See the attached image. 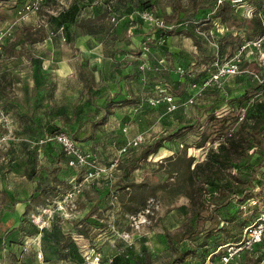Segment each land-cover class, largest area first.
Returning <instances> with one entry per match:
<instances>
[{
	"label": "rangeland",
	"instance_id": "374dc122",
	"mask_svg": "<svg viewBox=\"0 0 264 264\" xmlns=\"http://www.w3.org/2000/svg\"><path fill=\"white\" fill-rule=\"evenodd\" d=\"M103 1L111 3L110 8L115 7L118 12L112 13L111 8L101 13L98 7L93 8V4L101 5ZM128 1L80 0L85 22H81L74 33L83 38L86 29L97 31V45L92 44L93 49L84 48L83 51L76 43L62 41L49 24V16L67 9L74 0L0 3V238L6 242L0 248V264H72L55 254L56 262L53 255L48 262L38 258L43 237L54 232L73 238L80 247L83 264H94L96 256L108 264L113 255L127 248L135 252L146 249L151 255V264H167L170 252L164 244L163 231L176 228L189 217V200L178 194V191H185L184 182L177 183L179 175L186 172L190 158L203 160L208 149L217 147L234 132L247 105L264 100V88H258L247 76L248 71L262 73L264 46L259 50H246L240 73L227 78L218 87L229 99L246 98V104L240 103L235 111L222 104L221 98L216 100L215 91L203 92L202 85L197 84L199 72H194L190 79L177 80V74L171 78L165 70L168 64L170 69L178 66L202 69L217 56L218 47L221 49L223 44L225 52L219 57L228 59L238 43L236 37H243L238 21L250 19L254 6L234 0H142L152 4L155 16L172 27L177 26V18L184 15L183 11L192 12L200 5L226 1L233 9L226 23L214 21L216 32L207 23L201 25L202 30L194 32L198 45L184 31L177 32L164 42L166 49L173 52L163 53L162 50H148L145 47V41H151L148 38H132L130 32L119 30L120 24L128 19L121 17L122 10L133 7ZM189 26L191 30L193 26ZM214 32L227 36L219 42ZM28 35L36 42L29 43ZM93 46L104 56V63L105 57L110 58L114 50L121 51L113 57L116 60L129 57L124 51L139 46L143 84L137 93L142 90L143 95L138 94L141 96L138 106H121L120 111L109 117L91 137L93 126L89 120L94 118L93 97L79 77L85 70L79 69L81 59L94 53ZM160 60L163 62L159 63ZM58 66L66 72H58ZM105 68V64L95 66L91 75L92 88L100 83L96 85L100 73L107 80L104 85L114 91L115 82ZM163 81L168 84V93L175 101L172 110H168L164 102L153 108L147 105V98L156 95ZM195 98H198L195 104L188 103ZM208 102L212 103L218 117L225 115L229 123L226 128L220 129L217 124L205 120L199 107ZM48 124L65 126L77 135L81 140L79 147L93 163L70 170L63 161L56 164L57 172L40 178L47 185L46 191L31 200L21 216L23 205L14 201L28 199L36 187L25 175L28 147L44 145L43 131ZM205 132L210 135L204 147L198 148L196 143ZM166 135L172 138L164 141L157 153L135 164L145 146ZM89 136L91 140H86ZM135 137H140L142 143L132 147ZM44 155V149L40 148L39 166L47 163ZM133 165L124 176L125 169ZM73 185L80 188V193L70 198L68 194ZM120 195L125 199L133 197V202L120 201ZM9 239L13 243L7 242ZM46 242L52 251H57L52 238Z\"/></svg>",
	"mask_w": 264,
	"mask_h": 264
},
{
	"label": "trees",
	"instance_id": "16d2710c",
	"mask_svg": "<svg viewBox=\"0 0 264 264\" xmlns=\"http://www.w3.org/2000/svg\"><path fill=\"white\" fill-rule=\"evenodd\" d=\"M129 1L133 7L129 8L127 6L122 10L121 17L125 16L128 19L120 24L119 30L130 32L133 35L132 38H148L151 41H148L149 43L145 41L147 45L145 47L148 50H162L163 53L168 52L166 45H164L165 38L184 31L190 39L198 43L194 37V32L200 31L201 25L207 23L216 32L217 28L214 25V21L217 20L221 24L226 23L233 14L231 5L226 1H219L218 4L215 2L211 5H200L199 7H195L192 12L185 13L183 11L184 15L179 19L177 18V26L172 27L166 25L161 18L155 16L152 11L153 5L149 4L148 1ZM241 1L254 6L255 11L250 19L238 21V25L242 28L243 37H236L238 43L235 47L233 46L234 51L228 56V59H223L222 56L219 57V55L225 52V45L223 44L221 49L218 47L217 56L212 57L202 69L198 70L195 67L189 66L183 68L178 66L170 69V65L168 64L167 67L165 66V70L171 78L174 74H177V68H180L183 73L182 76L177 74V80L190 79L194 76V72H199L197 84H202L204 80L210 77L215 68L214 63L216 61H228L239 51L245 42L260 37L264 38V0ZM12 2L13 0H0L1 4ZM110 4L108 1H103L101 5L96 6V4H93V8L98 7L97 9H100L101 13L109 11L111 8L112 13L118 12L115 7L110 8ZM83 11L84 7L80 4V0H74L67 9H62L57 15L49 16L50 26L52 25L54 32L60 34L62 41L74 43L79 37L78 34L74 33V30L81 26V22H85L82 19ZM203 11L204 13L201 15ZM142 12H150L155 18L161 20L164 26L146 25L139 16V13ZM189 24L193 26L191 30H189ZM96 32L93 29H86L83 34L95 39ZM215 32L213 34L219 42L227 36L222 35V33L220 36ZM227 34L231 35V33ZM27 39L29 43L36 42L34 39H30L29 35ZM197 43L196 45H198ZM263 46L264 39L261 44V47ZM132 48H134L132 51H124L123 54L129 57H123L122 61L113 59L115 54L121 52L118 49L110 54V58L115 62V65L109 70L112 76L111 79L114 77H117L119 80L137 81L141 79L139 70L141 68L140 63L143 60L140 57V47ZM129 62H131V65ZM262 66V73L247 72L250 81L256 83L258 88H264V85L259 82V80H264V63ZM94 68H89L86 64H80L79 69L81 71L85 70L80 72L79 77L86 85L88 94L93 97L91 107L94 112V118L89 120L93 126L91 137L96 130H99L108 122L109 117L113 116L116 109L121 106H138L140 104L138 98L135 96L127 98L120 92L108 89V86L102 83L106 78L102 79L103 76L100 73L98 74L100 79L96 85L100 83L95 89L92 88L93 76L91 75L94 73ZM227 78L222 79L219 82L220 84L213 83L211 86L204 88L203 92L215 91L216 100L221 98L222 104L229 106L235 111L236 109L238 110L240 103L243 102L245 105L247 101L243 96L229 99L227 95H222V91L218 87L222 83L224 84ZM197 84L193 83V85ZM159 87H164L169 91V86L164 81ZM203 94L200 96L202 97ZM197 99L195 98L191 104H195ZM212 106V103L208 102L206 105L204 104L199 107L201 114L209 123L217 124L220 126V129L226 128L229 123L224 118L225 115L218 117ZM43 133L45 134L43 137L44 141H42L44 145H30L28 147L25 175L30 181L35 183L36 187L28 199L21 202L14 201L15 204L23 205L24 211L21 213V216L26 213L30 201L38 198L40 193L46 191L47 185L42 183L40 178L57 172L58 167L56 164L63 161L69 170L79 168L70 167L67 164L70 158L66 156L54 141L48 140L56 134L64 133L79 146L81 140L77 135L66 130L65 126L55 124H48L44 128ZM209 135L210 133L208 132L200 134V141L196 143L198 148L204 147ZM90 136L86 140H91ZM170 136L172 138V135L159 137L153 144L145 146L139 153L135 164L140 159H146L148 156L157 153L163 147V142L168 138L171 139ZM40 148L44 149V156L47 160L46 165L39 166L38 150ZM134 165L131 169L127 167L123 175L126 176L127 172L131 171ZM175 165L176 163H172V166ZM179 177L177 183L180 181L181 183L179 184L181 185L184 182L185 191H178V194H183L189 200V217L176 228L163 231V241L170 252L167 264H190L192 262L194 264H208L215 261L221 264V253L220 251L217 252L218 248L226 244L237 243L243 228L257 216L262 210L261 205L264 203V100H256L252 104L247 105L244 117L242 121L236 124L234 132L219 142L217 147L208 149L203 160L195 161L193 158H190L187 163L186 172L181 173ZM182 177L184 180L181 179ZM123 199H125L124 195H120L119 200L124 202ZM125 200L127 203H131L133 202V197L128 196ZM250 206L252 208H249ZM96 225H99V223L96 222ZM78 234L81 235L82 231ZM49 238L54 240V243L58 247L57 251H52L50 245L46 242ZM7 242L13 243L11 239ZM42 243L40 252L44 262L50 261L52 255L55 258L54 262L58 260L55 255H58L59 259L72 264H83L84 262L80 247L70 235L63 237L60 233H47L43 237ZM5 244V240L1 237L0 248ZM235 263L264 264V243L258 244L250 253L239 255L229 264ZM99 264H104V262L101 260ZM108 264H151V255L146 249L135 252L131 248H127L123 252L113 255Z\"/></svg>",
	"mask_w": 264,
	"mask_h": 264
},
{
	"label": "built area",
	"instance_id": "2783aa9c",
	"mask_svg": "<svg viewBox=\"0 0 264 264\" xmlns=\"http://www.w3.org/2000/svg\"><path fill=\"white\" fill-rule=\"evenodd\" d=\"M41 1V0H37ZM239 3L241 0H234ZM142 21L149 26H164V23L155 18L150 12L139 13ZM263 37L256 38L251 41L245 42L239 49V51L228 61L214 63V70L211 73L210 77L203 81L202 89L211 86L213 83L218 84L222 79L227 77H233L240 73L239 65L241 63L242 56L246 53V50H259L263 41ZM163 61L160 60L159 63ZM176 73L182 76L183 71L180 68H177ZM261 84L264 85V80H259ZM220 84V83H219ZM165 103L168 105V110L175 108L173 97L168 93L167 89L164 87H157L156 95L152 98H148L147 105L150 108L158 106L160 103ZM189 104L192 103V99L188 101ZM48 140L54 141L62 151L70 158L68 165L70 167H83L92 165L93 161L89 158L82 149L77 146L68 135L64 133H59L49 138ZM142 143L140 137H135L131 145L132 147L138 146ZM80 193V188L77 185H73L69 192V197L75 196ZM260 243H264V208L257 214V216L249 222L242 230L240 239L237 243L226 244L222 247H219L217 252L220 251V263L229 264L236 257L244 253H250L253 249ZM38 258L42 259V254L39 251ZM101 259L95 257L94 264H99Z\"/></svg>",
	"mask_w": 264,
	"mask_h": 264
},
{
	"label": "crops",
	"instance_id": "0c3cea01",
	"mask_svg": "<svg viewBox=\"0 0 264 264\" xmlns=\"http://www.w3.org/2000/svg\"><path fill=\"white\" fill-rule=\"evenodd\" d=\"M83 15H84V13H83ZM82 37L83 38H81V37L77 38L76 41L74 42V44L75 43L77 44V48H79L81 51H83L84 48L85 49H91L92 48L91 47L92 44L97 45L96 39H94L93 37H91L89 35H85V36H82ZM89 40H91V41H89ZM93 47H94V53H92L91 56L90 55H88L87 57L85 56L84 60L81 59V64H86V65L89 66V68H93L96 65L105 64L106 65L105 69L108 68V70H110L115 65V62L112 61L111 58L105 57L106 63H104V58H103L104 56H102V54H99L100 53L99 49L95 48V46H93ZM168 51L169 52H173L171 50H168ZM123 59L124 58L121 57L120 59H116V60L117 61H120V60L122 61ZM131 62H129L130 65H131ZM64 64H65V62H64ZM56 70H58V72L61 71L62 70V66L61 67L58 66V69H56ZM64 72H66V71L62 70V74H64ZM103 79H105V78H103ZM98 80L99 79L96 78V81H98ZM113 81L115 82L114 83V85H115L114 91L120 92L121 94L124 95V97L126 96L128 98V97H134L135 96V97L138 98V97H141L138 94H142L143 95L142 90L140 91V93H137L138 89L141 88V85L143 84L142 83L143 81L141 79L137 80V81H135V80H119L117 77H114ZM102 83H104V84L107 83V80H103ZM117 111H120V108L116 109L114 111L113 115H115V113Z\"/></svg>",
	"mask_w": 264,
	"mask_h": 264
}]
</instances>
